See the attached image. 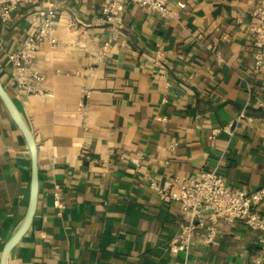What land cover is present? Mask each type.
Returning <instances> with one entry per match:
<instances>
[{"label": "crops", "instance_id": "crops-1", "mask_svg": "<svg viewBox=\"0 0 264 264\" xmlns=\"http://www.w3.org/2000/svg\"><path fill=\"white\" fill-rule=\"evenodd\" d=\"M50 2L57 42L27 64L44 76L41 92L21 93L7 54ZM256 3L169 0L167 17L128 4L118 31L99 22L102 0L21 2L0 21V80L35 137L39 174L35 216L8 264H264L258 232L239 221H220L211 244L198 227L188 256L171 253L181 206L149 188L150 177L213 168L231 185L264 186ZM30 175L28 145L0 99V256L24 217Z\"/></svg>", "mask_w": 264, "mask_h": 264}, {"label": "built area", "instance_id": "built-area-1", "mask_svg": "<svg viewBox=\"0 0 264 264\" xmlns=\"http://www.w3.org/2000/svg\"><path fill=\"white\" fill-rule=\"evenodd\" d=\"M40 0H0V21L6 24L19 3L37 4ZM169 0H102L101 24L110 25L119 30L122 15L128 4L138 5L155 11L162 17L174 12L168 8ZM185 7V2H178ZM251 15L256 19L250 26V38L253 46V68L256 73L264 71V0H257ZM56 10L53 3L40 12V24L27 34L22 46L7 54L14 83L21 93L41 92L36 86L44 76L27 64L31 56L44 42L55 44ZM243 114L239 116L242 117ZM138 164V158H131ZM149 188L161 199L178 202L181 206L182 220L179 231L169 242L171 253L183 252L188 256L192 249V240L198 227L205 228L204 241L211 244L217 233L220 221H239L259 234L264 244V215L259 206L264 200V186L257 190H248L245 186L227 183L218 168L201 169L199 176L167 178L159 182L149 178ZM54 203L61 207L59 193L55 192ZM186 264V262L184 263Z\"/></svg>", "mask_w": 264, "mask_h": 264}, {"label": "water", "instance_id": "water-1", "mask_svg": "<svg viewBox=\"0 0 264 264\" xmlns=\"http://www.w3.org/2000/svg\"><path fill=\"white\" fill-rule=\"evenodd\" d=\"M0 99L11 118L17 125L18 129L24 136L29 148L31 161L30 190L27 208L20 225L6 240L0 256V264H8L10 252L17 245L23 235L28 231L35 216L39 192V174L37 164V143L35 137L1 80Z\"/></svg>", "mask_w": 264, "mask_h": 264}]
</instances>
